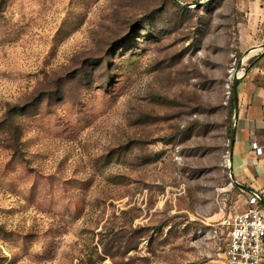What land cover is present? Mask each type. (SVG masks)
<instances>
[{"label": "rangeland", "instance_id": "374dc122", "mask_svg": "<svg viewBox=\"0 0 264 264\" xmlns=\"http://www.w3.org/2000/svg\"><path fill=\"white\" fill-rule=\"evenodd\" d=\"M199 1L0 0V264H226L264 0Z\"/></svg>", "mask_w": 264, "mask_h": 264}, {"label": "crops", "instance_id": "0c3cea01", "mask_svg": "<svg viewBox=\"0 0 264 264\" xmlns=\"http://www.w3.org/2000/svg\"><path fill=\"white\" fill-rule=\"evenodd\" d=\"M239 72L241 77L243 72ZM238 95L239 113L231 151L233 172L250 194H264V59L238 82ZM255 141L263 147V154L252 147Z\"/></svg>", "mask_w": 264, "mask_h": 264}, {"label": "built area", "instance_id": "2783aa9c", "mask_svg": "<svg viewBox=\"0 0 264 264\" xmlns=\"http://www.w3.org/2000/svg\"><path fill=\"white\" fill-rule=\"evenodd\" d=\"M252 147L263 154V147L256 141ZM222 225L228 233L226 264H264V194H249L246 209L224 218Z\"/></svg>", "mask_w": 264, "mask_h": 264}, {"label": "water", "instance_id": "95a60500", "mask_svg": "<svg viewBox=\"0 0 264 264\" xmlns=\"http://www.w3.org/2000/svg\"><path fill=\"white\" fill-rule=\"evenodd\" d=\"M209 0L207 1H199L197 3H195L194 5L195 6H201L203 5L204 3L208 2ZM188 5V4H186ZM190 5V4H189ZM241 77H239L237 74H235L233 76V97H234V103H235V121L238 117V113H239V95H238V82H239V79ZM235 122H234V130H233V139H232V148H233V143H234V135H235ZM230 158H231V161H232V152H231V155H230ZM237 182V181H236ZM256 192V191H254Z\"/></svg>", "mask_w": 264, "mask_h": 264}, {"label": "trees", "instance_id": "16d2710c", "mask_svg": "<svg viewBox=\"0 0 264 264\" xmlns=\"http://www.w3.org/2000/svg\"><path fill=\"white\" fill-rule=\"evenodd\" d=\"M232 98H233V99H232V102H233V104H234V106H235V103H234V97H233V95H232Z\"/></svg>", "mask_w": 264, "mask_h": 264}, {"label": "bare ground", "instance_id": "6f19581e", "mask_svg": "<svg viewBox=\"0 0 264 264\" xmlns=\"http://www.w3.org/2000/svg\"><path fill=\"white\" fill-rule=\"evenodd\" d=\"M237 75L240 77V75H241V72H237Z\"/></svg>", "mask_w": 264, "mask_h": 264}]
</instances>
